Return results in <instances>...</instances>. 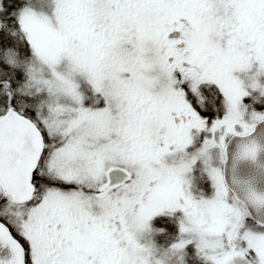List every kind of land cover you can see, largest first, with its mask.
I'll return each mask as SVG.
<instances>
[{"label":"snow or ice","instance_id":"obj_1","mask_svg":"<svg viewBox=\"0 0 264 264\" xmlns=\"http://www.w3.org/2000/svg\"><path fill=\"white\" fill-rule=\"evenodd\" d=\"M0 264H264V0H0Z\"/></svg>","mask_w":264,"mask_h":264}]
</instances>
